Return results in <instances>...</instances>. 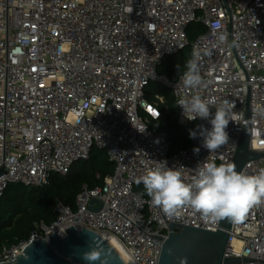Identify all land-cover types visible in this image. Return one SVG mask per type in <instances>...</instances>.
<instances>
[{"label":"built area","instance_id":"built-area-1","mask_svg":"<svg viewBox=\"0 0 264 264\" xmlns=\"http://www.w3.org/2000/svg\"><path fill=\"white\" fill-rule=\"evenodd\" d=\"M192 22L204 31L189 41ZM187 46L192 58L199 53L205 86L185 88L183 73L169 78L156 72L163 57ZM151 82L171 90L184 127L210 130L211 124L188 120L178 105L182 98L235 102L229 142L209 153L198 136L191 147L168 154L155 131L164 98L145 97ZM247 99L250 132L259 129L264 139V117L253 112L264 109V0H0V197L9 183L44 186L53 174L67 175L94 146L114 165L102 185L82 187L74 208L58 202L52 223L36 222L27 241L3 246L0 263L14 262L33 239L48 241L54 232L63 239L70 226L115 237L133 264H158L171 222L216 231L219 222L208 223L191 209L167 217L136 181L165 161L185 182L198 163H230L247 123ZM259 153L241 171L264 169ZM229 237L225 257L264 264V204L232 221Z\"/></svg>","mask_w":264,"mask_h":264},{"label":"clouds","instance_id":"clouds-1","mask_svg":"<svg viewBox=\"0 0 264 264\" xmlns=\"http://www.w3.org/2000/svg\"><path fill=\"white\" fill-rule=\"evenodd\" d=\"M126 11L130 13L131 9ZM199 59V53H194L193 58L185 64L186 71L182 75L185 88L205 86L200 74ZM177 68L180 71L179 65ZM178 105L182 107L183 115L188 120H196L198 117L209 119L210 130L198 126L197 130H190L189 133L190 139L202 137V147L209 153L216 152L229 142L230 137L226 129L230 122L235 123L238 118V114L233 111L235 102L224 100L217 104L214 98L203 99L200 95H194L190 99H180ZM213 105H216L214 114L210 111ZM253 112L254 116L264 117V109L259 106L254 108ZM248 134L251 137V150L264 152L261 131L253 129ZM193 152L198 155L200 148L195 147ZM195 169L196 174L191 178V182H185L182 171L168 167L165 161L164 164L150 168L136 182L143 183L151 203L162 209L169 218L180 217L187 208L200 214L211 224L224 219L239 222L241 214L245 217L250 209L264 204V169L249 175L237 171L234 163L217 164L205 161L198 163ZM101 257L102 249L95 241L89 245V250L81 254L87 264H96L97 261L99 264H106ZM25 259L28 257L25 256ZM181 264H186V259L182 260Z\"/></svg>","mask_w":264,"mask_h":264},{"label":"trees","instance_id":"trees-1","mask_svg":"<svg viewBox=\"0 0 264 264\" xmlns=\"http://www.w3.org/2000/svg\"><path fill=\"white\" fill-rule=\"evenodd\" d=\"M203 31V26L198 22H192L186 28L189 41ZM185 50L189 51L186 58ZM190 59L191 50L187 46L173 55L163 57L156 72L169 78L178 77L186 71L185 64ZM177 65L180 66V71ZM156 84L151 82L145 90V97L149 100L153 99V93L164 98L163 104L159 106L161 117L155 122L156 133L168 143V154L191 147L193 139H190L189 133L190 130H197L196 123L187 127L179 125L171 90L162 85L157 88ZM149 91L153 93L148 95ZM113 170L114 165L105 149L94 146L87 159L76 161L65 176L53 174L47 185L24 186L9 183L0 197V251L3 246L11 247L27 241L36 222L52 223L56 218L55 208L58 202L74 208L75 198L83 186L91 189L102 185L104 177L112 174ZM138 188L140 187L135 189Z\"/></svg>","mask_w":264,"mask_h":264},{"label":"water","instance_id":"water-1","mask_svg":"<svg viewBox=\"0 0 264 264\" xmlns=\"http://www.w3.org/2000/svg\"><path fill=\"white\" fill-rule=\"evenodd\" d=\"M245 119L239 141L230 163L236 165V170L241 171L244 165L263 156L262 153L250 151L248 143L250 135V110L248 99L246 104ZM0 168V175L3 174ZM89 209L96 210L89 205ZM232 220L219 221L216 231L185 226L176 223L168 225L169 233L163 240L158 264H181L186 259V264H240L248 261L239 257H225L229 241V230ZM48 241L42 238L33 239L16 255V260L0 264H87L81 258L84 251L89 250V245L95 241L102 249L101 259L106 264H125L121 257L114 251L105 238L88 229L70 226L66 229V236L61 239L57 234L49 233ZM171 250V254H170ZM25 256L28 259H25ZM99 264V261L96 262Z\"/></svg>","mask_w":264,"mask_h":264},{"label":"bare ground","instance_id":"bare-ground-1","mask_svg":"<svg viewBox=\"0 0 264 264\" xmlns=\"http://www.w3.org/2000/svg\"><path fill=\"white\" fill-rule=\"evenodd\" d=\"M110 246L114 249V251L121 257V259L124 261L125 264H133L128 254L123 249L120 242L115 237H107L105 238ZM234 245L236 249H239L240 242L234 241Z\"/></svg>","mask_w":264,"mask_h":264},{"label":"rangeland","instance_id":"rangeland-1","mask_svg":"<svg viewBox=\"0 0 264 264\" xmlns=\"http://www.w3.org/2000/svg\"><path fill=\"white\" fill-rule=\"evenodd\" d=\"M188 54H189V51H188V50H185V51H184V57L186 58ZM156 87L159 88V87H160V84L157 83V84H156ZM152 93H153V91H149V92H148V95H150V94H152ZM146 98H147V96H146Z\"/></svg>","mask_w":264,"mask_h":264},{"label":"snow or ice","instance_id":"snow-or-ice-1","mask_svg":"<svg viewBox=\"0 0 264 264\" xmlns=\"http://www.w3.org/2000/svg\"><path fill=\"white\" fill-rule=\"evenodd\" d=\"M243 218H244V215H243V214H241V218H240V219H241V220H243Z\"/></svg>","mask_w":264,"mask_h":264}]
</instances>
